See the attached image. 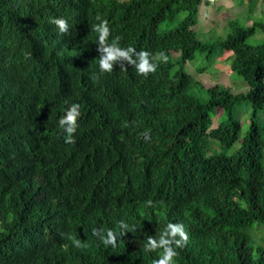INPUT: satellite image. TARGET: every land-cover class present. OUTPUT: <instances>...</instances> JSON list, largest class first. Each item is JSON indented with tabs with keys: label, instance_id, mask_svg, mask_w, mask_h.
I'll use <instances>...</instances> for the list:
<instances>
[{
	"label": "trees",
	"instance_id": "trees-1",
	"mask_svg": "<svg viewBox=\"0 0 264 264\" xmlns=\"http://www.w3.org/2000/svg\"><path fill=\"white\" fill-rule=\"evenodd\" d=\"M223 1L0 0V264H153L162 249L144 246L170 222L189 236L174 264H264V18L257 0ZM214 6L208 25L228 30L202 40ZM102 20L109 44L167 62L147 77L101 73ZM198 56L230 62L246 89L198 80L186 68ZM72 104L68 144L59 120ZM121 220L115 248L93 235Z\"/></svg>",
	"mask_w": 264,
	"mask_h": 264
},
{
	"label": "clouds",
	"instance_id": "clouds-1",
	"mask_svg": "<svg viewBox=\"0 0 264 264\" xmlns=\"http://www.w3.org/2000/svg\"><path fill=\"white\" fill-rule=\"evenodd\" d=\"M97 20L100 17L97 16ZM55 24L59 33L67 35L69 33V24L63 18H57L51 21ZM92 30L98 33V51L100 52L99 68L100 72H112L114 65L119 64L121 69H126L127 65L135 66L137 73L147 77L150 73H155L158 67V62H167L168 57L164 52H159L155 56H152L147 51H137L133 47L121 48L118 45L117 40H113L111 44L108 43V37L110 36V28L107 20H102L100 23L93 25ZM135 57V58H134ZM80 106L78 104H72L66 114L59 120L61 128L68 134L66 143L75 144L74 134L79 127L77 120L80 116ZM127 126V125H125ZM145 142L151 140V135L148 131L141 133ZM149 206L153 205L152 200H148ZM119 233L109 229L107 233L101 228L93 229V235L97 236L99 240L107 245L115 248L117 246L118 238L124 237L128 232V224L123 220L119 222ZM64 234H62V238ZM68 240L72 244L79 248L82 247V243L74 236H67ZM189 241L188 233L185 231L184 225L181 223H168L165 230L159 236V239H155L152 236L148 237L147 243L144 246L145 252H154L158 249H162V254L159 259L153 261V264H174V258L179 256L177 249L184 248Z\"/></svg>",
	"mask_w": 264,
	"mask_h": 264
},
{
	"label": "rangeland",
	"instance_id": "rangeland-1",
	"mask_svg": "<svg viewBox=\"0 0 264 264\" xmlns=\"http://www.w3.org/2000/svg\"><path fill=\"white\" fill-rule=\"evenodd\" d=\"M226 1V2H225ZM234 0H224L222 7H224V5L228 4L231 5L233 3ZM237 1V0H236ZM256 9L254 10V14L258 15V17H260L261 19L264 18V0H257L256 2ZM216 8H219V6H214L212 7L209 12H207L209 15H203L206 16L204 18H201L203 20V24L202 26H204L200 31H199V38H201L202 40H216L218 39L217 37L222 36L226 33V31L228 30L227 24H226V20L224 19H220V22L216 23V24H209L208 22L210 21L208 17H215L216 15H218V13L222 12L221 9L217 10ZM219 19V18H218ZM207 26V27H205ZM224 30V31H223ZM223 31V32H222ZM249 43H253V44H257L261 42V38L258 35H254L250 37V40H248ZM217 60V59H215ZM223 61V60H222ZM219 62H215V63H208L207 60L202 59L200 56H198L195 60L190 61L186 64V68L187 70L194 74L196 76V78L202 82H205L206 85L210 86V85H214L217 83H222L223 85H230L234 87V91H240V90H245L247 84L244 82L245 80H243L236 72L232 71V70H228V67L230 65V62L228 63V61H223L221 62V64H218ZM218 65V66H217ZM203 69V73H199L197 71ZM199 73V74H197ZM237 83H240L238 85H235ZM243 84H245L243 86ZM221 114H222V110L218 109ZM218 110L216 111V113H218ZM250 107L243 104L240 109H238L237 114L239 115V117L242 119L243 121V134L245 132V130L248 127V118L250 116ZM215 113V114H216ZM221 114L219 115V117L221 116ZM215 116V115H214ZM264 116V114H263ZM218 117V118H219ZM215 119V118H214ZM217 119V118H216Z\"/></svg>",
	"mask_w": 264,
	"mask_h": 264
}]
</instances>
